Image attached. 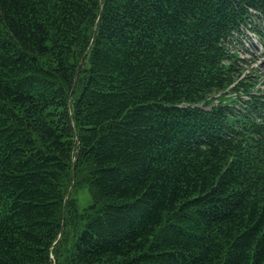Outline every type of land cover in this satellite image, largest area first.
Instances as JSON below:
<instances>
[{
    "label": "trees",
    "instance_id": "obj_1",
    "mask_svg": "<svg viewBox=\"0 0 264 264\" xmlns=\"http://www.w3.org/2000/svg\"><path fill=\"white\" fill-rule=\"evenodd\" d=\"M241 52L264 0H0V264H264Z\"/></svg>",
    "mask_w": 264,
    "mask_h": 264
},
{
    "label": "rangeland",
    "instance_id": "obj_2",
    "mask_svg": "<svg viewBox=\"0 0 264 264\" xmlns=\"http://www.w3.org/2000/svg\"><path fill=\"white\" fill-rule=\"evenodd\" d=\"M251 52H253L251 50ZM259 53V52H258ZM258 53L252 54V56L248 54H242L240 53V57L245 59V63L241 65L243 75L239 78L242 79L244 76H249V80H253L255 78L254 76H257L256 80L254 81L255 85L253 87L248 84L254 94H264V59H262L261 55ZM232 85L227 88L224 91H220L219 93H216L215 97H221L224 96V100H233V99H238V94L242 98H245L244 94L241 90L234 91L232 89ZM74 197L78 201V209L79 211H82L87 205L90 203V196L89 193L87 192L86 188H80L77 189L76 192L74 193Z\"/></svg>",
    "mask_w": 264,
    "mask_h": 264
},
{
    "label": "water",
    "instance_id": "obj_3",
    "mask_svg": "<svg viewBox=\"0 0 264 264\" xmlns=\"http://www.w3.org/2000/svg\"><path fill=\"white\" fill-rule=\"evenodd\" d=\"M74 180H75V176H74V174H73V177H72V183L74 182ZM69 193H70V190L68 191V193H67V195H66V197H65V200L68 198Z\"/></svg>",
    "mask_w": 264,
    "mask_h": 264
}]
</instances>
